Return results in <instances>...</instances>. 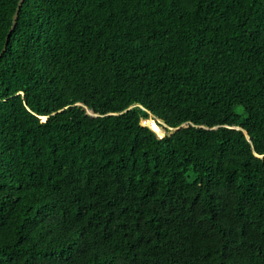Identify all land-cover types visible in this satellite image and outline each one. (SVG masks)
Listing matches in <instances>:
<instances>
[{
    "label": "trees",
    "instance_id": "16d2710c",
    "mask_svg": "<svg viewBox=\"0 0 264 264\" xmlns=\"http://www.w3.org/2000/svg\"><path fill=\"white\" fill-rule=\"evenodd\" d=\"M0 264H264V0H25Z\"/></svg>",
    "mask_w": 264,
    "mask_h": 264
},
{
    "label": "water",
    "instance_id": "95a60500",
    "mask_svg": "<svg viewBox=\"0 0 264 264\" xmlns=\"http://www.w3.org/2000/svg\"><path fill=\"white\" fill-rule=\"evenodd\" d=\"M24 2L25 0H19V3H18V6H17V9H16V12L14 14V17H13V23H12V27L7 35V39H6V43H5V46H4V49L1 51L0 53V58L4 55V53L7 51V47L9 45V41H10V38L13 34V32L15 31L16 27H17V24H18V19H19V14H20V11L24 5ZM48 120V118L46 117V121Z\"/></svg>",
    "mask_w": 264,
    "mask_h": 264
},
{
    "label": "clouds",
    "instance_id": "9594fccd",
    "mask_svg": "<svg viewBox=\"0 0 264 264\" xmlns=\"http://www.w3.org/2000/svg\"><path fill=\"white\" fill-rule=\"evenodd\" d=\"M145 126H148V125H145ZM149 127L152 128L150 125H149ZM152 129H153V128H152ZM153 130H154V129H153ZM154 131L156 132V134H157L158 136H160L159 133H158L156 130H154ZM164 136H165V133H164ZM160 137H161V136H160ZM161 138H163V137H161Z\"/></svg>",
    "mask_w": 264,
    "mask_h": 264
},
{
    "label": "rangeland",
    "instance_id": "374dc122",
    "mask_svg": "<svg viewBox=\"0 0 264 264\" xmlns=\"http://www.w3.org/2000/svg\"><path fill=\"white\" fill-rule=\"evenodd\" d=\"M153 120V119H152ZM154 121V120H153ZM143 125H148L149 126V124H148V122H147V120L145 119V120H143Z\"/></svg>",
    "mask_w": 264,
    "mask_h": 264
}]
</instances>
